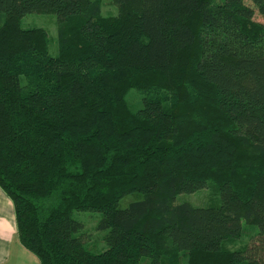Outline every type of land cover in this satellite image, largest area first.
<instances>
[{
  "label": "trees",
  "instance_id": "obj_1",
  "mask_svg": "<svg viewBox=\"0 0 264 264\" xmlns=\"http://www.w3.org/2000/svg\"><path fill=\"white\" fill-rule=\"evenodd\" d=\"M244 1L0 0V187L40 264H264V24ZM26 13L56 15V56ZM131 87L170 95L132 110ZM209 179L218 204L176 202ZM73 210L102 214L104 250Z\"/></svg>",
  "mask_w": 264,
  "mask_h": 264
},
{
  "label": "rangeland",
  "instance_id": "obj_2",
  "mask_svg": "<svg viewBox=\"0 0 264 264\" xmlns=\"http://www.w3.org/2000/svg\"><path fill=\"white\" fill-rule=\"evenodd\" d=\"M214 2L218 0H212ZM245 4L253 9V20L264 24V16L260 15L257 9L249 0L244 1ZM102 15H116L118 8L113 0H99ZM20 26L22 28L41 27L45 30L47 39V51L51 56H56L58 51L57 46V18L53 13H26L20 18ZM21 84L28 82L27 77L20 78ZM170 95L169 91L162 87H153L149 89H140L131 87L125 94V101L132 110H137L142 107L143 97ZM136 195H125L120 201L119 206L123 207L128 202L134 200ZM220 200L217 183L212 179L207 180L206 184L189 193H180L176 197V202L187 201L194 206H207L218 204ZM72 217L82 224L81 230L76 233L86 239V246L92 252H100L106 248V243L103 238L105 231L98 228V223L102 214L97 210H73ZM258 232L256 225L243 223V231L238 239L227 242L229 248H238L248 243L252 236Z\"/></svg>",
  "mask_w": 264,
  "mask_h": 264
},
{
  "label": "crops",
  "instance_id": "obj_3",
  "mask_svg": "<svg viewBox=\"0 0 264 264\" xmlns=\"http://www.w3.org/2000/svg\"><path fill=\"white\" fill-rule=\"evenodd\" d=\"M0 264H40L20 242L11 199L0 187Z\"/></svg>",
  "mask_w": 264,
  "mask_h": 264
}]
</instances>
